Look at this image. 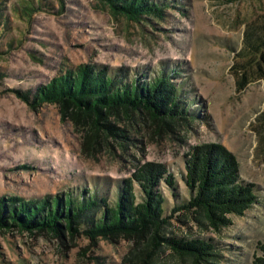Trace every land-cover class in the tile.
<instances>
[{
  "label": "rangeland",
  "instance_id": "374dc122",
  "mask_svg": "<svg viewBox=\"0 0 264 264\" xmlns=\"http://www.w3.org/2000/svg\"><path fill=\"white\" fill-rule=\"evenodd\" d=\"M26 1L0 0V197L78 198L86 189L114 194L136 166L165 164L177 180V196L162 184L171 215L164 234L212 241L216 255L202 264H252L264 239V79L258 70H264V0H163V18L141 23L114 15L104 0H42V8L25 18ZM255 29L261 38H250ZM83 64L149 75L177 69L196 119L161 129L144 115L128 128L133 141L126 148L103 136L89 144L57 105L34 109L15 91H34ZM203 144L230 151L240 179L253 183L258 197L218 232L197 213L173 212L190 197L182 179L185 156ZM83 231L72 237L65 230L62 238L14 226L0 231V264H143L137 250L145 240H92ZM151 261L194 263L166 245Z\"/></svg>",
  "mask_w": 264,
  "mask_h": 264
},
{
  "label": "trees",
  "instance_id": "16d2710c",
  "mask_svg": "<svg viewBox=\"0 0 264 264\" xmlns=\"http://www.w3.org/2000/svg\"><path fill=\"white\" fill-rule=\"evenodd\" d=\"M104 1L114 15L121 14L138 23L152 15L163 18L166 4L163 0ZM42 5V0L38 4L28 0L21 5V15L31 17ZM2 16L0 2L1 19ZM257 33L260 32L255 29L248 35L251 39L261 38ZM262 58L264 61V56ZM258 70L264 79L261 65ZM178 76L177 69H161L149 75L139 71L131 73L124 68L111 70L106 66L83 64L58 73L34 91H15L34 109L46 102L57 105L63 118L70 119L86 132L89 144L103 136L107 141L114 139L124 149L133 141L128 128L138 117L147 115L161 129L196 119L183 87L176 80ZM185 157L182 179L190 197L173 212L197 213L218 232L231 225L232 215H244L257 203L255 185L240 179L239 162L221 145H197ZM135 168V173L124 179L114 194L103 195L86 189L88 194L78 198L70 193L39 200L1 196L0 231L14 226L21 232L44 231L62 238L65 230L73 237L84 228L83 232L92 240L121 235L134 238L138 243L145 240L143 247L137 250L143 264H151L154 251L165 245L174 253L190 258L193 264L210 262L216 255L212 241L164 234L171 215H166L168 199L162 184L165 183L176 197L174 173L165 164L156 162H145ZM258 249L260 254L254 256L252 264H264V239L258 243Z\"/></svg>",
  "mask_w": 264,
  "mask_h": 264
}]
</instances>
